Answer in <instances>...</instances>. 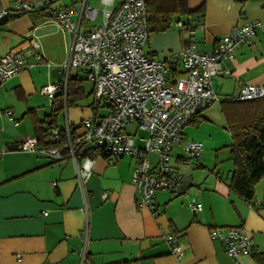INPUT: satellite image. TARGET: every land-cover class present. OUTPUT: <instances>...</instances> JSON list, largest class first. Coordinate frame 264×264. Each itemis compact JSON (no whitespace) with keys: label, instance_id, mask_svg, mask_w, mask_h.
Returning <instances> with one entry per match:
<instances>
[{"label":"crops","instance_id":"obj_1","mask_svg":"<svg viewBox=\"0 0 264 264\" xmlns=\"http://www.w3.org/2000/svg\"><path fill=\"white\" fill-rule=\"evenodd\" d=\"M15 1L0 0V10L11 9ZM83 1L96 10L94 18L80 17ZM54 5L71 7V18L80 21L82 32L100 24L102 9L110 8L104 4L95 8L89 0H55ZM188 6L201 7L202 16L182 17L180 22L188 21L183 28L174 21L169 30L150 34L146 55L165 59L188 39L207 52L236 24L256 20L259 27L213 77L212 88L220 101L203 109L182 130L183 140L202 142L200 157L187 161L179 146L171 150V165L183 181L176 191L156 194V217L136 205L137 191L131 183L134 160L128 156H94L85 208L70 160L55 161L16 149L21 140L35 136L34 119L42 120L50 112V100L41 88L51 82L50 71L65 61L71 35L37 12L11 13L0 25V55L26 52L31 40L37 41L41 55L35 62L28 54L26 60L32 65L0 85V110L11 109L17 122L0 118V264H80L83 249V264H264V178L255 185L252 202L244 200L229 188L230 159L222 165L219 155L224 148L229 153L233 144L222 102L244 85L264 86V0H188ZM179 75L178 65L170 64L169 79ZM71 77L81 80L84 96L62 110L60 127L66 121L77 126L106 112L95 106L92 85L85 91L84 72L74 70ZM89 95L91 100L84 102ZM103 191L108 192L104 200ZM192 201L201 203L200 212L190 210ZM213 226L243 227L257 254L229 257L219 241L210 239ZM165 234L180 237L185 251L181 258L171 253Z\"/></svg>","mask_w":264,"mask_h":264},{"label":"built area","instance_id":"obj_2","mask_svg":"<svg viewBox=\"0 0 264 264\" xmlns=\"http://www.w3.org/2000/svg\"><path fill=\"white\" fill-rule=\"evenodd\" d=\"M54 1L16 0L11 9L0 10V17L37 12L69 33L70 46L65 61L59 66L61 77L57 82H48L41 92L53 100L59 90L65 91L72 71L81 70L92 83L95 106H103L106 112L85 118L77 126L66 121L62 127H51L41 147L37 138L30 136L17 143L16 149L41 153L55 161L70 160L84 207L85 186L94 159L89 153L103 150L109 158L128 156L134 160L131 183L137 191L136 205L156 217V194L176 191L183 181V175L171 165V150L179 146L187 161L200 157L202 142L183 140L182 130L203 109L220 101L212 88V79L223 71L222 64L231 60L239 47L251 39L259 22L249 20L234 25L210 51H199L194 41L188 39L179 51L165 59H155L144 51L149 37L144 0H118L116 4L114 0H101L110 8L102 9L100 24L84 32L80 31V21L71 18L73 9L55 6ZM82 15L94 18L96 10L86 7L83 1L80 17ZM177 25L182 28L181 22ZM28 54L35 62L41 60L37 41L31 40L26 52L12 50L0 55V85L32 65L26 60ZM170 64L178 65L180 72L173 80L168 77ZM229 98L235 101L264 98V86L244 85ZM2 116L17 125L11 109L0 110V118ZM137 130L145 134L137 136ZM55 184L53 181L52 185ZM107 197L108 192L103 191L101 198ZM257 205L260 204L257 202ZM189 208L200 212L202 205L192 201ZM208 234L211 240L219 241L233 259L256 253L251 236L241 226H213ZM163 238L176 258L185 254L180 237L165 234ZM85 257L83 249L80 264Z\"/></svg>","mask_w":264,"mask_h":264},{"label":"trees","instance_id":"obj_3","mask_svg":"<svg viewBox=\"0 0 264 264\" xmlns=\"http://www.w3.org/2000/svg\"><path fill=\"white\" fill-rule=\"evenodd\" d=\"M144 3L149 35L169 30L172 23L182 17L189 18L196 13L202 16V8L191 10L188 0H144ZM181 24L183 28L188 21ZM83 96L81 80L70 77L65 91L59 90L50 101V112L42 120L34 119L35 136L40 147L48 130L58 125V114ZM221 109L233 135V144L229 147L232 169L228 185L236 195L252 202L254 187L264 178V98L248 101L229 98L222 102ZM89 155L108 157L103 150L91 151Z\"/></svg>","mask_w":264,"mask_h":264},{"label":"rangeland","instance_id":"obj_4","mask_svg":"<svg viewBox=\"0 0 264 264\" xmlns=\"http://www.w3.org/2000/svg\"><path fill=\"white\" fill-rule=\"evenodd\" d=\"M89 4L93 5L95 8H98V9H101L103 7V5L100 3L99 0H89ZM155 58H157V57H155ZM58 80H59V78H55V77H52L50 79L51 82H57ZM91 85L92 84H91L90 81H87V80L83 81V87H84L86 92H88L90 90ZM89 100H91V96L90 95L87 96V98H86V100L84 102L89 101ZM216 104H217V102H214L211 105L216 106ZM63 117H64V112H60L58 114V123L60 121H62ZM131 129H132V127H131ZM144 134H145V132L142 131V130H137L135 132V135H137V136H143ZM219 155L221 156V159H222L221 162H220L222 165H225L226 163L228 164L230 162L229 159H228L229 158V153H228L227 149H225V148L221 149V151L219 152Z\"/></svg>","mask_w":264,"mask_h":264},{"label":"water","instance_id":"obj_5","mask_svg":"<svg viewBox=\"0 0 264 264\" xmlns=\"http://www.w3.org/2000/svg\"><path fill=\"white\" fill-rule=\"evenodd\" d=\"M8 16H3V17H0V25L4 24L7 22L8 20ZM50 74L51 76L53 77H58V76H61L62 74V70L61 68H53L51 71H50Z\"/></svg>","mask_w":264,"mask_h":264}]
</instances>
